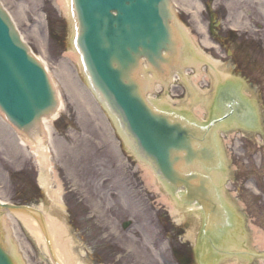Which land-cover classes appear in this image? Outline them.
Returning <instances> with one entry per match:
<instances>
[{"label":"rangeland","instance_id":"obj_1","mask_svg":"<svg viewBox=\"0 0 264 264\" xmlns=\"http://www.w3.org/2000/svg\"><path fill=\"white\" fill-rule=\"evenodd\" d=\"M54 1L0 0L25 43L46 66L62 101L50 138H44L42 142L41 151L49 154L48 191L39 183L43 172L38 160L40 150L36 145H21L16 134L0 119V200L42 207L46 213L64 222L74 241L72 251L82 264H177L172 257V248L175 247L190 250L193 260L189 264H199L198 254L206 249L202 244L206 239L200 219L192 216L195 215L192 208H179L175 203L178 211L172 215L161 202L163 197L174 199L150 168L133 155L111 118L87 89L79 64L66 56L71 50V26L68 16ZM210 2L219 27L228 30L237 24L240 34L251 37L243 38L244 42L253 41L264 46V13L251 1ZM176 6L178 21L194 47L208 57L219 59L214 53L203 51L199 43L204 35L201 37L196 26L200 24L205 29L208 19L205 14L200 15L202 4L191 14L178 3ZM222 64L219 72L230 74L231 59H224ZM196 73L188 76V81L197 76ZM237 75L233 73L232 77ZM230 79L242 82L243 89L247 88L240 77ZM195 81L193 88L200 96L201 86L196 77ZM72 84L77 87L80 98L73 97ZM212 85L206 89L208 103L203 111L190 105L188 100L192 95L186 83L181 86L183 94L178 92V97H171L166 89L158 92L152 83L150 97L156 103L168 99L167 105L173 109L206 121L211 115L208 106L214 95ZM261 90L259 96L245 89V94L251 96L261 116V123L258 122L260 130L247 134L231 128V131H225L222 144L225 158L227 156L225 172H234L233 202L247 237L243 247L247 248L251 247V227L264 232V86ZM81 134L92 136L94 154L103 150L104 164L94 165L90 175L78 168L75 178L70 176L71 170L66 167L64 155L57 147L59 141L66 143L71 136ZM146 172L152 178L151 186L144 177ZM154 186L157 191H154ZM55 192L59 195L56 206L50 198ZM15 221L12 225L14 234L9 228L10 240L21 264H52L21 222ZM126 222L130 225L124 229ZM201 260L206 263V255ZM248 264H260L259 258L251 257Z\"/></svg>","mask_w":264,"mask_h":264},{"label":"water","instance_id":"obj_2","mask_svg":"<svg viewBox=\"0 0 264 264\" xmlns=\"http://www.w3.org/2000/svg\"><path fill=\"white\" fill-rule=\"evenodd\" d=\"M70 9L72 44L96 100L113 118L136 156L151 166L166 188L206 215V229L213 234L209 240L213 243L217 239L215 249L223 255L206 242V263L223 264L226 258L239 254L241 248L231 243L238 214L233 202L234 172H225V167L222 175L212 171L216 182L223 179L224 192L221 187L217 190L210 176L198 171L220 169L216 130L225 117L202 126L157 108L147 98L149 73L165 83L172 72L184 66V41L171 1L70 0ZM57 104L47 72L0 6V113L13 128L32 139L40 134L42 118L58 115ZM235 109L248 112L239 104ZM254 122L255 117L248 115L244 126L253 127ZM225 131L231 127L220 131L221 144ZM4 210L39 219L51 252L50 230L38 217L39 211L0 203V215ZM8 248L0 222V264H17Z\"/></svg>","mask_w":264,"mask_h":264},{"label":"bare ground","instance_id":"obj_3","mask_svg":"<svg viewBox=\"0 0 264 264\" xmlns=\"http://www.w3.org/2000/svg\"><path fill=\"white\" fill-rule=\"evenodd\" d=\"M248 2L251 1V4H254L257 6V9L264 13V0H247ZM56 6L60 8L67 16L70 21L71 17V9L69 0H55L54 1ZM178 3L179 6H182L188 11L196 12L199 9V4L195 0H176L175 4ZM190 14V13H188ZM71 24V21H70ZM197 31H200L197 29ZM72 37V29L70 34V39ZM204 44H209L208 41H204ZM193 47L195 46L192 42ZM196 47V46H195ZM66 56L69 59H72L76 61L80 68H81V61L79 54H75V48L71 47V50L66 54ZM209 60V58H208ZM209 66L207 68L208 77L213 83V87H217L218 83L222 81L226 77L225 75H222L221 73H218L216 70L217 64L209 60ZM199 65V63H197ZM196 74L197 76H194L192 78L186 80V86L188 87L189 93L192 95L191 99L188 101L190 102V105L195 107V110H206V106L208 103V91L205 90L203 93L201 89L200 90V96L196 93L195 89L193 88V85L196 84L195 77L197 81L199 80V77L201 73L199 72V67L196 68ZM82 71V68H81ZM83 73V71H82ZM206 73V72H205ZM214 73V74H213ZM218 73V75H216ZM84 74V73H83ZM204 75V74H203ZM85 76V74H84ZM202 77V76H201ZM206 81V80H205ZM85 85H88L87 78L85 76ZM207 82V81H206ZM157 87H160V81L158 80V83L155 85ZM214 89V88H213ZM71 92L73 97L80 98V94L78 93L77 87L72 84L71 85ZM172 101H169V104H171ZM158 106L160 108L166 107L168 103V99L165 100H159L157 101ZM211 102L209 103L208 108L210 107ZM58 114L62 107V101L60 98H58ZM58 115L56 117H49L43 119V136L42 137H36L34 140L36 142L37 149L40 150L38 152V160L40 163V166L43 167L42 175L39 179L40 185L48 191L49 187V175H48V168H50L49 163V154L47 152L41 151L42 148V142L44 141V138H50V134L52 132V124L57 119ZM0 119L5 123L3 117L0 116ZM6 124V123H5ZM237 125V124H236ZM18 139L21 142V145H25L27 142L32 143L29 140H25L22 136H18ZM93 139L92 136L87 135H73L71 136L66 143L64 142H58L57 149L60 151V153H63L64 155V161L66 164V167L71 170L70 176L77 177V169L80 168L81 171H85L86 173H91L92 167L94 165L96 166H103L104 164V154L102 151H96V153H93ZM101 144V143H100ZM99 144V145H100ZM94 145V144H93ZM224 160H227V156ZM150 174L146 172L144 174V177L146 178V182L149 186L153 184L152 178L149 177ZM154 191H157V187H153ZM60 190V188H59ZM58 190V191H59ZM57 191V192H58ZM55 192L51 195V200L53 205H57L59 202V195ZM173 197V196H172ZM174 201L169 200L165 197L161 199V202L164 204V206L167 207L169 212L174 215L178 211L179 208L188 207L182 203L177 197H173ZM178 206L177 209L175 207V204ZM192 208V207H188ZM195 215H192L194 218L198 217V220L201 218H205L206 215L204 213H201L200 210L197 207L192 208ZM39 218H43L47 227L50 230V236H51V259L53 260L52 264H82L78 260V256L72 251L74 247V241L70 237L68 233V228L66 227V224L62 221H59L57 218L53 217L52 215L46 213L42 207L39 209ZM16 220L20 221L21 224L25 227V229L29 232V234L34 238L36 243L40 246L43 252L48 253V246L46 243V237H44L43 233L45 232L39 219H30L29 217L23 216L21 214H13V213H4V217L0 220L3 221L4 226L7 228L9 226L12 231L13 230V223H16ZM15 232V231H14ZM49 241V240H48ZM247 237L242 229L241 220L237 215V223H236V232L235 235L231 241L232 244L238 246L241 248L240 253L236 254L234 256H231L229 258H226L224 261V264H248V261L251 257L259 258L260 264H264V232L261 230H258L254 227H251V247L247 246L243 247V244L246 243ZM47 246V247H46Z\"/></svg>","mask_w":264,"mask_h":264},{"label":"flooded vegetation","instance_id":"obj_4","mask_svg":"<svg viewBox=\"0 0 264 264\" xmlns=\"http://www.w3.org/2000/svg\"><path fill=\"white\" fill-rule=\"evenodd\" d=\"M208 31L212 42L209 52L218 56L220 62L231 59L232 73L238 74L254 87L259 96L264 86V46L255 42H244L243 38H251L242 34H234L216 25L212 15L208 21ZM215 44V46L213 45ZM208 66H204L207 69Z\"/></svg>","mask_w":264,"mask_h":264}]
</instances>
